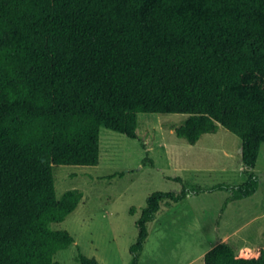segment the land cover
<instances>
[{"label":"trees","instance_id":"trees-1","mask_svg":"<svg viewBox=\"0 0 264 264\" xmlns=\"http://www.w3.org/2000/svg\"><path fill=\"white\" fill-rule=\"evenodd\" d=\"M0 98V264H61L75 238L52 225L84 194L59 199L54 166H98L102 128L138 139L139 114H188L176 134L190 143L219 125L241 139L244 184L148 197L130 249L140 264L163 204L259 189L264 0H0ZM204 262L264 264V249L244 258L220 243Z\"/></svg>","mask_w":264,"mask_h":264},{"label":"rangeland","instance_id":"rangeland-1","mask_svg":"<svg viewBox=\"0 0 264 264\" xmlns=\"http://www.w3.org/2000/svg\"><path fill=\"white\" fill-rule=\"evenodd\" d=\"M251 87L258 82L249 76ZM4 99L0 98V107ZM188 114H139L138 139L101 129V159L98 166H54L58 198L69 190L83 192L78 208L55 230H68L75 243L61 250L55 260L81 264L80 254L100 264H131V246L136 226L148 197L154 192L180 193L183 186L210 189L221 183L240 185L247 181L242 142L222 125L215 133L190 143L176 128ZM256 199H264V144L258 164ZM181 178L182 181H179ZM230 193L217 191L190 196L179 204H163L150 224V237L140 264H205V254L220 242L230 244L240 257H258L264 249V217L241 225H224L222 215ZM245 199L243 209L256 203ZM252 201V202H250ZM235 203H238L237 201Z\"/></svg>","mask_w":264,"mask_h":264},{"label":"crops","instance_id":"crops-1","mask_svg":"<svg viewBox=\"0 0 264 264\" xmlns=\"http://www.w3.org/2000/svg\"><path fill=\"white\" fill-rule=\"evenodd\" d=\"M222 192H226V191H222ZM227 193H229V192H226V194ZM256 194H254L253 196H251L249 198H246V199L252 200V201H254L256 203L255 207L252 210L251 209H246L245 210V209H243L241 207V206L245 205V202H244L245 199H242V200H234L229 205V207L225 210L224 214L222 215V218L220 219L221 222L224 225L230 223L232 225H236L237 226V225H241L243 222H248L249 223V222H251L253 220H256L257 221V219L260 218V217H264V199L263 198H259V199L257 198L256 199V197H255ZM236 201L238 203H235ZM252 201H250V202H252ZM147 243H148V241H147ZM147 243H146V246H147ZM220 243H225V242H220ZM217 245L218 244L214 245V247L217 246ZM146 246H145V249H146ZM214 247H212V248H214Z\"/></svg>","mask_w":264,"mask_h":264}]
</instances>
